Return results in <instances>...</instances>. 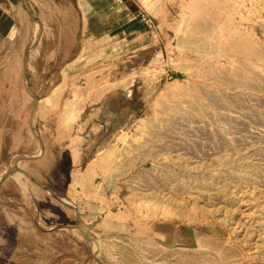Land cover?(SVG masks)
I'll list each match as a JSON object with an SVG mask.
<instances>
[{
	"label": "rangeland",
	"instance_id": "rangeland-1",
	"mask_svg": "<svg viewBox=\"0 0 264 264\" xmlns=\"http://www.w3.org/2000/svg\"><path fill=\"white\" fill-rule=\"evenodd\" d=\"M91 5L121 26L0 37V264H264V0Z\"/></svg>",
	"mask_w": 264,
	"mask_h": 264
},
{
	"label": "crops",
	"instance_id": "crops-1",
	"mask_svg": "<svg viewBox=\"0 0 264 264\" xmlns=\"http://www.w3.org/2000/svg\"><path fill=\"white\" fill-rule=\"evenodd\" d=\"M92 0H27V3L24 0H0V37L4 41L13 42V44H19L21 46V42L24 45V41L27 38L26 25L28 22L34 23L36 21L29 13L27 4H31L35 9L42 10V8L50 10V19L46 20L42 15L39 17L37 21H69L67 19V15L69 11L74 10L78 21H82L81 25V33L83 37V41L92 40L96 37H107L108 34L113 33L117 25L119 26L121 23L117 22L113 26L110 23L109 18L107 17V12L113 11L111 8L106 9V11H98L91 5ZM47 17V16H46ZM95 25H99V30L94 33L93 28ZM121 26V25H120ZM112 31V32H111ZM92 37V38H91ZM55 38V37H54ZM56 41L59 40V34L57 32ZM61 49V45L58 44L53 49L47 52V55L51 56L52 61L57 58L59 55V51ZM85 48H82L76 56L72 58V61L67 64V67L75 65L85 54ZM44 51V42L42 41L37 47L36 53L39 52L41 55ZM24 50V69H23V85L26 88L27 84H29L31 90H42L44 88L52 89L53 96L46 97L45 99H51L57 104L58 98L61 94L62 89H70L77 78L74 81H69V74L64 69L62 73H64L62 82H58V84H51L49 87L47 83H42L41 85H35L32 83L31 78V70L27 67L26 63V54ZM28 68V72H27ZM25 71L28 73L27 77L25 75ZM29 76V77H28ZM29 78V81H28ZM22 85V86H23ZM21 86V85H20ZM55 92L59 93L55 95ZM34 94V91H32ZM34 97L38 98L36 94ZM55 97V98H53ZM39 99V98H38ZM44 99V100H45ZM56 99V100H55ZM42 100V101H44ZM89 171V170H88ZM89 175L90 172L85 171Z\"/></svg>",
	"mask_w": 264,
	"mask_h": 264
},
{
	"label": "water",
	"instance_id": "water-1",
	"mask_svg": "<svg viewBox=\"0 0 264 264\" xmlns=\"http://www.w3.org/2000/svg\"><path fill=\"white\" fill-rule=\"evenodd\" d=\"M25 75L27 77V72L25 71ZM37 100L39 101V99L37 98ZM17 173H19L20 175H23L25 177L30 178L32 181H34L36 184H38L40 187H42L45 191H47L48 193H50L56 200L62 202L64 205H66L69 208H73L71 207L68 202H66L65 200H63L59 195H57L54 191H52L51 189L47 188L46 186H44L42 183H40L35 177H33L32 175H30L29 173L26 172H20V171H16ZM78 224H79V231L91 242L93 243V238L91 237L90 234H88L81 226L80 223V216L78 215ZM99 264H101L98 261Z\"/></svg>",
	"mask_w": 264,
	"mask_h": 264
},
{
	"label": "bare ground",
	"instance_id": "bare-ground-1",
	"mask_svg": "<svg viewBox=\"0 0 264 264\" xmlns=\"http://www.w3.org/2000/svg\"><path fill=\"white\" fill-rule=\"evenodd\" d=\"M56 94H59V93L55 92V95H56ZM52 96H53V95H52ZM52 96H51V97H52ZM53 98H55V97H53ZM51 99H52V98H51ZM51 99H49V98H48V99H45L43 102L46 103V104H49V103L52 104ZM55 100H56V99H55ZM55 103H56V102H55ZM42 104H43V103H42ZM51 104H50V105H51ZM50 105H49V106H50ZM68 108H69V107H68ZM72 112H73V110L70 108V109H67V111L64 113V116H63V122H64V124H67L68 121L71 120V117H72V114H73ZM18 176H20V175H18Z\"/></svg>",
	"mask_w": 264,
	"mask_h": 264
},
{
	"label": "built area",
	"instance_id": "built-area-1",
	"mask_svg": "<svg viewBox=\"0 0 264 264\" xmlns=\"http://www.w3.org/2000/svg\"><path fill=\"white\" fill-rule=\"evenodd\" d=\"M137 131V130H136Z\"/></svg>",
	"mask_w": 264,
	"mask_h": 264
}]
</instances>
